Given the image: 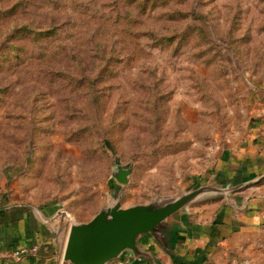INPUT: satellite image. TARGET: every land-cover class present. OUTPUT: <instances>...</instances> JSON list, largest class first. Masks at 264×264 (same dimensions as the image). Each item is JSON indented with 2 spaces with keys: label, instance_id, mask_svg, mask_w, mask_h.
I'll return each mask as SVG.
<instances>
[{
  "label": "rangeland",
  "instance_id": "1",
  "mask_svg": "<svg viewBox=\"0 0 264 264\" xmlns=\"http://www.w3.org/2000/svg\"><path fill=\"white\" fill-rule=\"evenodd\" d=\"M258 108L264 0H0V198L53 205L61 242L206 182Z\"/></svg>",
  "mask_w": 264,
  "mask_h": 264
},
{
  "label": "crops",
  "instance_id": "2",
  "mask_svg": "<svg viewBox=\"0 0 264 264\" xmlns=\"http://www.w3.org/2000/svg\"><path fill=\"white\" fill-rule=\"evenodd\" d=\"M263 111H252L256 118L247 120L243 136L221 150L214 172L202 183L235 184L238 188L230 192L229 200L221 194L198 200L173 223L172 251L179 260L152 237L141 239V249L153 253L159 264H264ZM0 179L1 184L4 174ZM36 207L21 199L5 203L0 198V264L18 263L6 254L37 242L42 246L37 255L21 261L51 264L54 253L62 254L65 240L61 242L58 233L63 231L62 218L53 205Z\"/></svg>",
  "mask_w": 264,
  "mask_h": 264
},
{
  "label": "water",
  "instance_id": "3",
  "mask_svg": "<svg viewBox=\"0 0 264 264\" xmlns=\"http://www.w3.org/2000/svg\"><path fill=\"white\" fill-rule=\"evenodd\" d=\"M131 169L115 166L112 177L119 184H126ZM235 184H200L179 193L170 200L155 204L121 207V195L108 200L90 220L70 223L64 243L62 264H106L129 252L143 257L147 264H159L153 253L141 249L140 241L152 237L170 256L179 260L172 251L173 223L177 222L184 208L198 200L225 195L229 200Z\"/></svg>",
  "mask_w": 264,
  "mask_h": 264
},
{
  "label": "built area",
  "instance_id": "4",
  "mask_svg": "<svg viewBox=\"0 0 264 264\" xmlns=\"http://www.w3.org/2000/svg\"><path fill=\"white\" fill-rule=\"evenodd\" d=\"M41 248H42L41 242H37L36 244L32 246H25V247H20L18 249L11 250L6 254V257L13 261L20 262L23 258L36 256L38 251ZM131 259H132V256L128 254L127 260L131 261Z\"/></svg>",
  "mask_w": 264,
  "mask_h": 264
}]
</instances>
